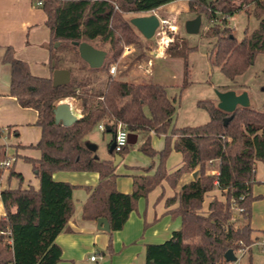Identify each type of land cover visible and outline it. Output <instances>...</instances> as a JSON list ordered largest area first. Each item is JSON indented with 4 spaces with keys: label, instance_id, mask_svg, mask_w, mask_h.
<instances>
[{
    "label": "trees",
    "instance_id": "16d2710c",
    "mask_svg": "<svg viewBox=\"0 0 264 264\" xmlns=\"http://www.w3.org/2000/svg\"><path fill=\"white\" fill-rule=\"evenodd\" d=\"M47 15L51 39L49 51L52 70L66 68L71 71V81L62 86L53 85L52 76L34 75L28 63L15 56L8 47L3 57L11 66L10 94L22 107L37 112L36 125L41 137L27 148L38 149L39 159L23 157L30 163L39 187L5 188L0 197L5 215L0 218V264H57L62 259V249L57 237L68 230L75 204L73 192L77 185L54 178L59 171H95L99 182L89 187V196L82 208L85 219H108L110 232L121 230L139 199L162 183L175 186L186 172L197 171V176L183 184L180 190L166 200L168 206H178L168 212L180 217L182 226L172 232L162 243L146 245V264H219L228 249L238 252L251 249L255 241L250 224L252 204L259 198L252 187L256 183L255 161L257 143L264 148V111L252 105L239 106L233 118L224 124L232 113L220 109L212 100H200L198 106L207 110L210 119L204 124L176 127L175 98H169L164 85L143 84L129 79L113 77L109 71L113 61L122 54L124 44L136 39L132 24L123 13H147L175 0H41ZM253 6L251 13L249 7ZM193 13L205 12L210 26L206 38L216 42L209 51L212 68L221 67L236 51V65L243 59L246 64L264 53V0H188ZM245 11L253 14L259 25L253 31L245 30L239 43L228 20ZM89 42L107 52L103 65L91 68L83 65L63 64L58 55L63 44L79 53L75 42ZM60 45L55 47V43ZM108 44V47L104 45ZM240 44V45H239ZM187 42L177 39L168 44L166 55L183 58L188 83ZM87 74L73 77V72ZM228 76V72L226 74ZM75 100L81 116L71 126L55 122L54 108L65 99ZM103 123L113 137L123 126L129 134L143 132L145 140L139 146L144 154L159 157L154 174L135 175L133 190L121 192L116 187L117 174L111 160L95 157L84 138ZM105 131L107 129L105 128ZM108 132V131H107ZM151 132L164 135L165 146L157 150L151 143ZM113 138L109 143V147ZM130 150L128 143L114 152L124 156ZM183 154L181 167L168 173L166 161L171 151ZM217 161V173H208L209 162ZM9 177L24 178L9 167ZM219 189L223 199L214 197L207 213L201 211L205 194ZM243 211H238L239 208ZM245 220L241 226L235 217ZM111 247V241L110 245Z\"/></svg>",
    "mask_w": 264,
    "mask_h": 264
},
{
    "label": "crops",
    "instance_id": "0c3cea01",
    "mask_svg": "<svg viewBox=\"0 0 264 264\" xmlns=\"http://www.w3.org/2000/svg\"><path fill=\"white\" fill-rule=\"evenodd\" d=\"M46 21L47 15L42 6L37 5L36 0H0V163L9 157H15V161L12 163L14 170L21 173L24 178L23 182H20L17 177L10 178L9 168L0 167V190L8 187L17 188L20 185L24 188L39 187V180L35 176L31 164L23 159V157L39 159L41 156L38 149L27 148L28 145L36 144L41 137V128L35 124L37 112L32 108L22 107L18 99L10 94L11 66L3 61V57L6 49L12 47L15 56L26 61L34 75L52 76V61L49 51L51 32ZM157 56H164V51H161ZM133 81L146 84L138 79ZM64 101L70 103L73 112L78 117L81 116V109L75 100L68 98ZM141 134L143 135L142 143L145 140V134L137 132L136 142H138ZM151 143L155 149H163L165 146L164 135L151 132ZM110 155L105 160H110L112 157L114 160V156L111 153ZM257 155L258 158L255 161L256 183L252 190L254 195H259V198L252 204L250 221L254 229L253 247L257 246L255 244L257 241L264 239V155H260L258 149ZM215 162L211 163L213 167L217 165ZM182 164L183 154L176 150L171 151L166 161L168 173H172ZM158 165V156L151 157L140 150L139 153L129 150L115 168V173L118 175L116 179L117 189L124 193L131 192L134 176L154 174ZM213 170L217 173L216 168ZM62 172L54 173V178L82 186L84 192L80 195L82 198L77 199V204L73 192L75 210L69 220L68 230L61 233L56 239L62 249V259L57 264L96 263V257L91 259L93 255L89 256L88 260V253L94 248L98 249V247L102 251L106 249L102 252L103 264H114L112 255L115 254V250L116 253L119 250L118 253L122 255L123 252L129 251L133 246L139 244L140 238L144 239L140 248L136 252L129 253L124 264H146V245L168 240L172 232L179 230L182 226L180 217H175L168 212L176 208L178 203L168 206L166 200L173 197L183 184L197 176V174L194 176L197 171L186 172L175 186L169 181L163 180L145 198L138 200L136 208L131 212L121 230L110 232L100 230L96 220L85 219L82 216L83 204L89 196L88 188L96 186L99 182L98 172ZM215 196L224 200L219 189L207 192L201 208L203 213H207L209 203ZM4 215L5 209L0 197V218ZM175 223H180L179 228L173 226ZM110 241L111 247L109 246ZM253 247L249 252L252 251ZM108 257L111 260L108 261ZM249 263L252 264L251 253Z\"/></svg>",
    "mask_w": 264,
    "mask_h": 264
},
{
    "label": "rangeland",
    "instance_id": "374dc122",
    "mask_svg": "<svg viewBox=\"0 0 264 264\" xmlns=\"http://www.w3.org/2000/svg\"><path fill=\"white\" fill-rule=\"evenodd\" d=\"M249 9L252 13L254 7L250 6ZM151 13H155L159 18L167 20L168 23L166 25L173 26L172 31L175 32V35H171L173 37L172 41H176L177 39L186 41L188 47L191 48L192 51L189 53L187 59L189 70L187 77L188 83L184 87L182 86L185 77V63L183 58L167 56L166 48L168 46L163 50L166 45L164 42L160 47V42L163 37L161 33L162 29L159 31L157 30L151 39H147L134 25H132V28L136 34V39L132 43H125L122 54L116 61H113L112 65L116 66V72L111 74L109 71L113 77L129 80L138 79L140 82L142 81L151 85H164L168 97L172 99L175 98L176 114L173 118V125L176 127L195 126L209 121L210 115L208 111L199 107L198 102L200 100H212L217 104L219 101L216 93L217 89L222 91L234 89L238 93L246 90L249 93L250 105L258 110L264 111V53L258 54L251 63L246 64L242 59L236 65L238 56L236 51H234L226 63L221 67L213 69L209 61V51L215 44L216 39L205 37V32L210 26L205 12H190L188 9V0H175L151 12H128L123 13V16L130 22L131 18L135 16ZM198 14L202 15L200 31L196 34L187 33L185 30V23ZM228 23L229 26L232 27L239 43H241L245 38V30L248 29L249 32L253 31L258 27L259 20L253 14H247L245 11H241L231 16ZM164 28L166 29L167 26ZM104 46L108 47V44ZM125 46H128L132 51L126 52ZM161 51H164V56H157ZM58 55L62 58L63 64H69V66L70 64L80 66L85 62L80 58L79 53L72 50L71 46L67 44H63L60 47ZM227 72L228 76H226ZM86 75L87 74L84 73L81 74L79 71L73 72V77H86ZM112 138V133L95 127L93 131L84 138V143L85 145L87 142L97 144L98 148L95 154L101 160H105L111 156L108 143ZM142 138L143 135L141 134L138 142L130 144L131 152L139 153V146L142 143ZM257 142L259 154L264 155V148H261ZM110 160L114 161L113 157ZM211 163L209 162L207 171L212 174L215 173L213 169H217V165L213 167ZM215 163H217V161ZM0 167L2 166L0 165ZM81 187L82 186H77L74 190V200L76 204L77 199L82 198L80 195L84 192ZM234 220L237 226H241L245 223V220L239 215L236 216ZM173 226L179 228L180 223H175ZM143 241L144 239L140 238L139 244L133 246L129 251L123 252L124 254L122 255L118 253L119 250H117V253L115 250V254L112 255L113 263L124 264L126 256L133 251L136 252ZM103 251H106V249H103ZM103 251L100 247L90 250L88 253V260L89 256L93 255L97 258V262L93 264H103ZM249 251L246 252V255L241 259V264H250V253L252 255V264H264V247L257 244V246L253 247L251 252ZM109 258L110 257L107 258L108 261L111 260Z\"/></svg>",
    "mask_w": 264,
    "mask_h": 264
},
{
    "label": "water",
    "instance_id": "95a60500",
    "mask_svg": "<svg viewBox=\"0 0 264 264\" xmlns=\"http://www.w3.org/2000/svg\"><path fill=\"white\" fill-rule=\"evenodd\" d=\"M132 1V0H131ZM213 0H206L207 3L212 2ZM131 24L134 25L140 33L147 39H151L157 29L160 26V18L155 13L138 15L130 20ZM202 24V16L198 14L195 18L187 20L185 23V30L187 33L196 34L200 31ZM59 42H56L55 46H58ZM75 45L78 46L80 58L85 61L91 68H99L103 65L107 52L104 49H100L90 44L89 42H75ZM55 65V62H52V66ZM53 85L55 87L66 85L71 81V71L66 68H56L53 70L52 74ZM218 103L217 106L226 111L227 113H232L230 116L224 119V124L227 125L228 122L233 118V112L241 107H249L250 97L248 91L244 90L238 93L234 89L228 90H216ZM55 122L61 123L64 126H71L77 120L78 116L73 112L71 105L67 101H61L54 108ZM107 131H110V128L106 127ZM137 140L136 134H129L128 143L134 144ZM116 146L115 140L112 141L111 146L109 147V152L114 156L113 166H118L123 159V156L119 153L114 152ZM86 147L93 152H96L98 145L94 143H87ZM95 157H98L95 154ZM196 172L194 176H196ZM97 227L100 230L110 231V223L107 218L101 217L97 220ZM225 259L228 261L236 260V254L233 249H228L224 255Z\"/></svg>",
    "mask_w": 264,
    "mask_h": 264
},
{
    "label": "built area",
    "instance_id": "2783aa9c",
    "mask_svg": "<svg viewBox=\"0 0 264 264\" xmlns=\"http://www.w3.org/2000/svg\"><path fill=\"white\" fill-rule=\"evenodd\" d=\"M36 3H37V5H42L41 0H36ZM167 23H168L167 20L160 18V26L157 29L158 31L160 29H162L161 33L163 34V37H162L161 42H160V47L162 46V43L164 42V38L168 37V41H166V45H165L163 50H165V48L168 46V44L173 40L172 36L175 35V32L172 31L173 26L166 25ZM165 26H167L166 29L164 28ZM125 51L131 52L132 50H130V48L128 46H125ZM115 72H116V66L111 65L110 73L114 74ZM99 128L101 130H105L106 127L103 123H100ZM128 138H129L128 131L123 126H119V128L117 129V131L115 133V139H114L116 142L115 149L118 151V150L122 149L124 146H126L128 144ZM14 161H15V157H9V158L1 161L0 165L4 168H9ZM238 211H243V208L242 207L239 208ZM255 244H259L262 247H264V239L257 241ZM247 251H248V248L240 249L237 253H235L236 257H237L236 260L228 261L224 257V261L222 263H219V264H241V259L245 256ZM91 259L92 260L95 259V256H92Z\"/></svg>",
    "mask_w": 264,
    "mask_h": 264
},
{
    "label": "bare ground",
    "instance_id": "6f19581e",
    "mask_svg": "<svg viewBox=\"0 0 264 264\" xmlns=\"http://www.w3.org/2000/svg\"><path fill=\"white\" fill-rule=\"evenodd\" d=\"M167 37L164 38V44H166ZM168 41V40H167Z\"/></svg>",
    "mask_w": 264,
    "mask_h": 264
},
{
    "label": "flooded vegetation",
    "instance_id": "af4514ba",
    "mask_svg": "<svg viewBox=\"0 0 264 264\" xmlns=\"http://www.w3.org/2000/svg\"><path fill=\"white\" fill-rule=\"evenodd\" d=\"M201 15V14H200ZM202 16V15H201ZM195 18V17H194ZM115 139V135H114V137H113V140Z\"/></svg>",
    "mask_w": 264,
    "mask_h": 264
}]
</instances>
